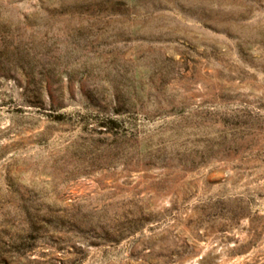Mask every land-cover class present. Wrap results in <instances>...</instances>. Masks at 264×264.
<instances>
[{
	"label": "rangeland",
	"instance_id": "1",
	"mask_svg": "<svg viewBox=\"0 0 264 264\" xmlns=\"http://www.w3.org/2000/svg\"><path fill=\"white\" fill-rule=\"evenodd\" d=\"M0 264H264V0H0Z\"/></svg>",
	"mask_w": 264,
	"mask_h": 264
}]
</instances>
